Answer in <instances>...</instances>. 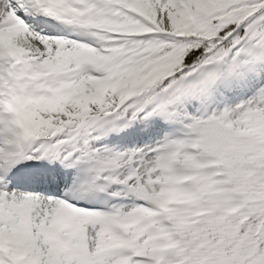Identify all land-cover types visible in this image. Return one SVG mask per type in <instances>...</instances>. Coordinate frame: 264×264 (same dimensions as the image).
<instances>
[{
	"label": "snow or ice",
	"instance_id": "6c2138e0",
	"mask_svg": "<svg viewBox=\"0 0 264 264\" xmlns=\"http://www.w3.org/2000/svg\"><path fill=\"white\" fill-rule=\"evenodd\" d=\"M0 264H264V0H0Z\"/></svg>",
	"mask_w": 264,
	"mask_h": 264
}]
</instances>
